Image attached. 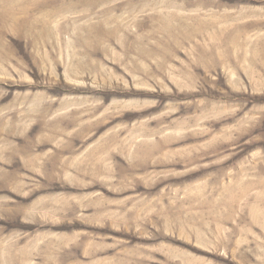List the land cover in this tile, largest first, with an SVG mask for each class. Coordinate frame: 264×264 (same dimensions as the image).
<instances>
[{"label":"rangeland","instance_id":"374dc122","mask_svg":"<svg viewBox=\"0 0 264 264\" xmlns=\"http://www.w3.org/2000/svg\"><path fill=\"white\" fill-rule=\"evenodd\" d=\"M0 264H264V0H0Z\"/></svg>","mask_w":264,"mask_h":264}]
</instances>
